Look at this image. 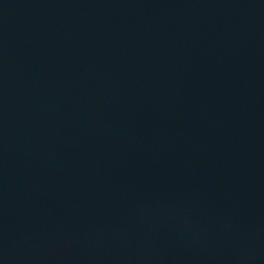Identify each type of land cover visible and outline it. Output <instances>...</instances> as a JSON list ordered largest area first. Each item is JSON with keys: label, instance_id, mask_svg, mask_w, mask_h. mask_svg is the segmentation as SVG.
I'll return each mask as SVG.
<instances>
[{"label": "water", "instance_id": "obj_1", "mask_svg": "<svg viewBox=\"0 0 264 264\" xmlns=\"http://www.w3.org/2000/svg\"><path fill=\"white\" fill-rule=\"evenodd\" d=\"M0 264H264V0H0Z\"/></svg>", "mask_w": 264, "mask_h": 264}]
</instances>
